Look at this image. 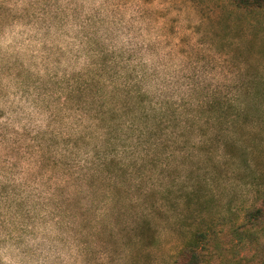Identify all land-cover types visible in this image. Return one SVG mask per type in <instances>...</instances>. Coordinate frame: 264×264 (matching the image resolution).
<instances>
[{"label":"rangeland","instance_id":"rangeland-1","mask_svg":"<svg viewBox=\"0 0 264 264\" xmlns=\"http://www.w3.org/2000/svg\"><path fill=\"white\" fill-rule=\"evenodd\" d=\"M10 2L0 0V247L9 227L23 232L21 226L33 223V199L48 190L63 220L78 224L96 244L89 264H104L101 257L117 246L135 249L132 264H173L196 230H232L249 209H264V10L248 14L227 0H17L24 7L14 19L24 39L6 45ZM101 35L145 37L149 54L162 50L171 70L187 68L190 75L179 102L162 90L169 99L145 96L155 116L165 119L167 141L131 147L124 162L129 168L111 178L99 164L90 169L89 185L112 188L104 199L116 198L117 204L107 214L96 208L89 216L66 188L44 177L52 173L60 180L73 169L80 157L68 151L69 143L97 149L99 88L91 78L58 79L50 66L65 57L64 49L86 45L97 52L100 72L125 71L98 47ZM217 61L230 74L243 63L247 75L237 76L229 90L203 83ZM134 79L131 72L121 79L119 101L124 90L139 91ZM53 109L41 133L37 113ZM134 199L139 203L133 206ZM224 246L232 249L227 241ZM256 246L264 248L263 235L241 254Z\"/></svg>","mask_w":264,"mask_h":264},{"label":"clouds","instance_id":"clouds-1","mask_svg":"<svg viewBox=\"0 0 264 264\" xmlns=\"http://www.w3.org/2000/svg\"><path fill=\"white\" fill-rule=\"evenodd\" d=\"M6 7L10 11V25L5 29L4 43L15 45L24 39L19 34L20 28L14 19V17L21 15L24 4L23 2L18 3L17 0H11ZM130 40L132 43H129ZM147 44L148 40L145 37H138L133 40L131 36L108 38L101 35L97 41L98 47L105 54L117 57V63L125 68V71L117 70L116 75L100 72L97 52L89 50L86 45H77L72 48L71 52L64 49L65 57L61 58L58 65H51L50 67L55 70L58 79H66L71 82L74 77H83L85 80L91 78L97 84L99 88L97 112L101 117L97 122L102 123L106 109L110 106V96L114 89L120 86L121 79L126 72L132 73L135 77L133 83L138 86L140 94L147 97H156L161 101L169 99V97L160 94L162 90L175 93L171 95L170 99L179 102L181 95L186 91L188 83L184 77L190 75L189 70L187 68L183 71L171 70L167 62L162 59L164 52L157 49L156 52L149 54L146 51ZM137 47H140L141 50L131 60H128L127 57L130 52ZM260 70L264 72V61L261 62ZM247 72V66L241 63L238 70L232 69V74H230L224 65L217 61L210 66L202 81L203 83H210L213 87L219 86L224 90H229L238 83L237 76L243 78ZM40 74H44L43 69L40 70ZM49 74L51 75V72ZM161 81H165L168 87L161 89ZM181 85L184 87L182 88ZM231 95L235 96L237 92H232ZM62 104L63 98H61ZM54 112L55 109L53 112L37 113V119L40 121L38 130L41 133L48 130L47 123L54 116ZM74 119H79V116L74 114ZM112 139L113 136L110 134L107 141L110 143ZM68 151L78 153L80 157L70 173L60 180H57L52 173H48L44 179L53 187L66 188V195L72 201L85 205L81 210L85 211L87 215H94L96 208L102 209L107 214L111 207L117 204L116 198L104 199V196L113 192V189L99 182L89 185L92 179L90 169H93L94 164H99L101 160H105V157L101 154L97 158L96 149L91 144L87 148L81 146L77 149L69 143ZM122 151V149L117 148L114 156L108 159H114L118 162ZM40 191L44 192V189L41 188ZM50 196L51 190H48L44 192V196L41 198L33 199L35 219L33 223H26L21 226L23 232L9 227L10 235L4 234L2 236L4 245L0 247V264H89V252L98 250L96 244L91 242L88 232L82 231L78 224L66 223L63 220L61 209L54 207L55 201L48 199ZM129 203L134 206L139 201L134 199ZM245 207L247 208L248 205ZM53 225L55 226L54 229ZM86 238L89 239L87 244L84 243ZM134 251L133 247L117 246L110 249L109 253L102 256L101 259L104 264H132Z\"/></svg>","mask_w":264,"mask_h":264},{"label":"trees","instance_id":"trees-1","mask_svg":"<svg viewBox=\"0 0 264 264\" xmlns=\"http://www.w3.org/2000/svg\"><path fill=\"white\" fill-rule=\"evenodd\" d=\"M227 1L236 9L248 14L264 10V0ZM117 89H114L110 96V106L106 109L102 129L97 135L99 147L96 149V156L99 158L103 154L105 157L99 166L107 170L109 174L104 173L107 178L127 171L129 167H126L124 162L130 157L128 151L131 147L144 146L151 141L154 144L165 142L169 135L165 127L162 128L165 119L155 116L152 103L144 95L139 91L133 95L128 89L124 90L125 96L119 101ZM93 119L98 123L100 114L95 115ZM110 134L113 139L109 143L107 137ZM117 148L123 150L119 161L108 159L114 156ZM132 157H135V154ZM261 235L264 236L262 206L249 209L244 221L232 230H220L215 225L196 230L191 240L178 252L173 264H264L263 247L256 246L252 253L241 254L247 251L248 244L259 241ZM225 241L232 245L231 250L224 246Z\"/></svg>","mask_w":264,"mask_h":264}]
</instances>
